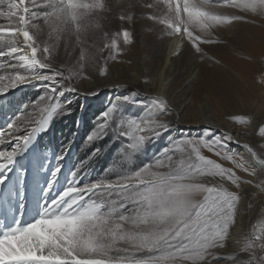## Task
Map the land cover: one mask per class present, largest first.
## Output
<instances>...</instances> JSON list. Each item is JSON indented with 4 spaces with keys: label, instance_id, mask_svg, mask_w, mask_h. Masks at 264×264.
<instances>
[{
    "label": "snow or ice",
    "instance_id": "1",
    "mask_svg": "<svg viewBox=\"0 0 264 264\" xmlns=\"http://www.w3.org/2000/svg\"><path fill=\"white\" fill-rule=\"evenodd\" d=\"M200 4L264 12V0H246L243 4L238 0H199L197 6ZM42 6L48 10L42 13L34 10ZM138 6L148 9L144 19L163 23L169 35H174L175 25L185 19L182 9L180 16L176 17L174 5H166L164 13L159 16L153 14V3ZM77 16V10L69 6L68 0H40L39 3L37 0H8L7 9L0 10V18L10 22L0 24V58H7V67L16 70L0 74V95L20 85L47 82L46 93L33 105L26 106L25 111L7 127L6 138L14 139L16 143L10 150H0V173L9 170L15 158L27 151L55 117L68 114L71 101L60 102V97L65 93H79L68 67L55 64L59 49L68 50L64 33L69 27L74 46L80 49L75 62L79 69L77 78L90 64H99L101 59L103 64L99 75H108V61L116 60L123 51L116 36L122 35L126 45L134 42L132 31L124 27L122 33L114 35L111 40L105 33V42L90 53V46L81 38ZM119 19L125 24L134 22L131 13ZM241 19L229 17L228 21ZM36 20H41L42 25L35 24ZM169 22L173 27H168ZM44 27L48 30V40L41 41L39 37ZM180 31L183 32V25ZM21 68L23 72L18 71ZM123 99L127 101L129 97ZM150 105L145 109L146 115L121 117L115 129H112V121L118 109L115 105L108 107L95 122L85 143L92 144L103 139L109 130L116 131L127 141L122 153L130 161L146 142L159 138L171 128V122L164 119L172 114L168 101L157 97ZM29 107L33 112L27 111ZM37 110L38 119L34 118ZM259 135L264 138V126L259 128ZM3 138L5 132H0V143ZM230 144H239L244 153L233 152ZM202 148L228 161L232 167L225 168L212 161L202 154ZM98 153L99 149L92 155ZM66 154L67 149L58 160ZM59 170L57 168L52 173L53 180ZM238 172L245 175H238ZM206 178L226 180L237 189L249 185L258 190L256 196H264V144L257 150L228 133L208 138L206 130L202 137L170 139L168 147L135 172L84 186L74 180L59 199L51 202V206L45 205L40 219L28 227L6 231L0 236V242L7 246L10 241L32 234V226L40 221L75 219L87 224L75 231L67 243L59 239L43 244L37 242L34 255L8 259L2 264H225L222 250L228 247L231 229L236 226L242 196L239 192L227 190L223 184L207 183ZM4 179L6 176L0 177V184ZM188 181L202 184V196L195 201L190 213H186L178 200V194ZM214 225H218L215 230ZM121 242L125 246H121ZM230 255L227 264H264V229L259 233L253 231L244 247Z\"/></svg>",
    "mask_w": 264,
    "mask_h": 264
},
{
    "label": "rangeland",
    "instance_id": "2",
    "mask_svg": "<svg viewBox=\"0 0 264 264\" xmlns=\"http://www.w3.org/2000/svg\"><path fill=\"white\" fill-rule=\"evenodd\" d=\"M193 1L199 3V0H164V3H161V0H68L69 6L77 10L76 19L79 20L81 38L86 45L90 46L88 49L90 53L95 52V48L105 42V33L111 40L114 35L122 33L124 27L132 31L134 42L126 45L122 35L116 36L117 44L123 51L116 60L108 61V75H99L100 66L103 64V59H101L99 64H90L77 78L76 71L79 69L75 67V62L80 49L74 46L71 27L64 33V42L68 50L66 51L64 47L59 49L55 64L58 67L65 65L68 67L72 82L80 93L60 97V102L71 101L68 105V114L55 117L47 130L39 135L27 151L15 158V161L20 164L16 166L17 178L20 181L26 176L27 166L30 167L35 179L46 183L49 174L59 168V172L64 175L62 195L74 180L79 186H84L101 179L113 180L129 172H135L151 163L161 150L168 147L170 139L202 137L205 135V130H207L208 138L222 136L220 130L210 129L207 126L199 127L198 134L192 136L195 128L188 127L180 118L186 105L181 93L185 91L188 93L189 90L192 91L195 88L194 76L192 78L187 76L186 63L181 55L184 36H186L184 19L175 25V34L169 35L163 23H153L144 19V14L148 9L138 6L153 3L155 5L152 9L153 14L159 16L164 13L166 5H174L175 15L179 17L181 9L184 14L185 6L188 3L195 4ZM37 2L39 3L40 0ZM245 2L246 0H238L241 4ZM7 4L8 0H0V10H6ZM203 6L210 15L209 18L223 23H229V17H238V14L243 11L241 7H210L206 4ZM34 10L42 13L48 9L42 6ZM130 13L134 17L133 23L125 24L119 19L120 16H128ZM234 21L237 20L231 22ZM8 23L10 22L5 18H0V24L7 25ZM34 23L42 25L41 20H36ZM182 25L183 32L181 33ZM168 27H173V25L169 22ZM47 32V28L44 27L39 37L41 41L48 40ZM176 38L175 48L179 51L167 61L168 48L171 41ZM8 63L7 58H0V74L6 75L16 71L8 68ZM18 71L23 72L24 69L21 68ZM161 74V79L166 84L167 94L171 99L169 102H174L173 105L169 104L172 114L168 116L171 122V128L168 131L159 138L146 142L139 151L133 154L130 161L122 153V148L127 141L116 131L109 130L103 139L92 144L85 143L97 119L110 106L115 105L118 109L112 121V129L117 127L121 117L127 119L146 115L145 109L151 106L150 102L155 98L147 94L153 93L152 86L159 82ZM46 83L34 82L32 85L0 95V132H5L3 143H0V150H10L15 146L14 139L6 138V129L17 116L25 111L26 106L33 105L41 95L46 93ZM93 91L96 94L91 93ZM125 97L129 99L124 101ZM229 104L213 92L203 94L198 107L202 114L201 120L213 117L215 121H220L226 118L232 124L233 134L240 135L243 143H249L260 150V146L264 144V138L259 135V128L264 126V91L249 96L246 100L236 96L233 104ZM27 111L33 112V109L29 107ZM39 116L37 110L34 118L38 119ZM124 127L126 128L127 125L125 124ZM185 130H188L189 134L184 135ZM229 147L233 152L239 149H241L240 153L244 152L239 144L229 145ZM65 149H67V154L62 160H58ZM97 149L99 153L93 156L92 153ZM201 152L225 168L232 167L228 161L220 159L206 148H202ZM73 172L76 173L75 176L72 175ZM237 174L245 175L240 172ZM197 182L199 181H188L187 183L190 186H196L200 183ZM205 182L223 184L227 190L239 192L242 196L237 209L236 226L231 229L227 240V244L232 247L222 250L225 254V264H227L226 261L231 259L230 253L243 248L247 237L253 231L259 233L261 229H264V196H256L255 192L258 190L249 185H241V188L237 189L235 185L219 178H206ZM199 185L201 189L198 190L197 196L191 199L187 206H182L186 213L191 212L195 201L202 196V187L201 184ZM184 194L189 193L187 190H182L178 197L186 201L189 196L185 198ZM75 221L72 234L87 224L86 221ZM213 227L215 230L218 225ZM67 228L68 225L64 224L54 241L59 239L67 243L69 238L65 235ZM121 246H125L124 242H121ZM137 255H144V253Z\"/></svg>",
    "mask_w": 264,
    "mask_h": 264
},
{
    "label": "bare ground",
    "instance_id": "3",
    "mask_svg": "<svg viewBox=\"0 0 264 264\" xmlns=\"http://www.w3.org/2000/svg\"><path fill=\"white\" fill-rule=\"evenodd\" d=\"M197 5L196 2L188 3L183 14L186 36H184L181 55L186 63L187 76L189 78L194 76L195 88L188 93L187 91L181 93L186 105L180 118L188 127L195 128L192 136L198 134L199 127L207 126L210 129L220 130L221 135L231 134L243 143L240 135L233 134L232 124L226 118L215 121L213 117H209L203 121L198 107L203 94L209 92L215 93L220 99L232 105L236 96L246 100L249 96L264 91V12L258 10L254 13L241 7L243 11L238 14V17H242L241 20L223 23L209 18L210 15L205 11L203 4ZM20 39L22 40V37ZM176 42L177 38L171 41L166 54L167 61L179 51L175 48ZM161 77L162 74L159 82L152 86L153 93L147 95L152 98L163 97L173 105L174 102H169L166 84ZM28 85H20L11 91ZM73 93L77 92L65 93V95L70 96ZM176 114L180 115V113ZM164 119L170 121L168 116ZM186 134H189L188 130H185L184 135ZM240 150L236 152L240 153ZM19 165L15 161L6 173H0V177L6 176L4 183L0 184V236L12 228H24L35 223L41 218L45 205L51 206V202L59 199L61 195L64 177L62 173L58 172L53 180V171L49 174L46 183L35 179L30 167L27 166L26 176L20 181L16 169ZM50 183L51 188H49ZM199 184L196 186L185 184L182 190H187L189 194H184L183 197L189 196V199L184 201L178 197L181 206H187L191 199L197 196L198 190L201 189ZM50 221L52 223L42 225V234L39 236L30 234L19 237L10 241L7 246L0 242V264L8 259L34 255L36 243L54 241L64 222L69 220Z\"/></svg>",
    "mask_w": 264,
    "mask_h": 264
},
{
    "label": "clouds",
    "instance_id": "4",
    "mask_svg": "<svg viewBox=\"0 0 264 264\" xmlns=\"http://www.w3.org/2000/svg\"><path fill=\"white\" fill-rule=\"evenodd\" d=\"M200 15V14H198ZM52 223V221H40L37 224L32 226V234H35L36 236H39L42 234V225H47ZM68 225L67 231L65 233L66 236L70 237L72 235V226L76 224L75 220H69L64 222Z\"/></svg>",
    "mask_w": 264,
    "mask_h": 264
},
{
    "label": "trees",
    "instance_id": "5",
    "mask_svg": "<svg viewBox=\"0 0 264 264\" xmlns=\"http://www.w3.org/2000/svg\"><path fill=\"white\" fill-rule=\"evenodd\" d=\"M84 111H85V110H84ZM84 111H83V112H84Z\"/></svg>",
    "mask_w": 264,
    "mask_h": 264
}]
</instances>
